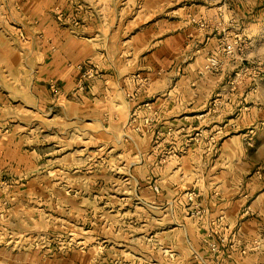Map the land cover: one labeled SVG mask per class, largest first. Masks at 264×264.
<instances>
[{
  "label": "crops",
  "instance_id": "0c3cea01",
  "mask_svg": "<svg viewBox=\"0 0 264 264\" xmlns=\"http://www.w3.org/2000/svg\"><path fill=\"white\" fill-rule=\"evenodd\" d=\"M113 2L23 0L25 18L38 25L26 29L27 38L15 31L9 36L0 32V178H38L46 194L52 189L46 182L49 163L62 165L64 156L77 148L86 151L81 155L86 162L96 151L104 157L115 153L129 163L130 173L141 179L146 175L148 183L166 176L174 180L168 188L161 186V192L148 185L139 189L157 214L162 199L167 201L162 209L181 210L184 190L186 195L200 190L194 202L186 199L185 223L172 218L168 224L163 217L159 223L166 225L156 227L152 238L161 233L174 250L182 243L186 260L205 256L208 248L201 234L206 220L203 214L195 217L194 204L204 214L223 213L226 223H252L247 212L238 215L241 207H236L247 194L221 199L208 188L194 187L205 176L216 180L221 169L216 157L221 144L202 136L209 92L197 79L205 62L200 51L203 46L212 50L216 39L200 20L207 15L214 23L221 7L216 10L208 0H147L149 14H144V0H121L122 9H112ZM58 11L80 22L62 23ZM143 17L150 21H139ZM126 18L132 20L128 26L120 22ZM41 31L44 38L38 35ZM80 66H91L95 76L84 91L75 92ZM51 82L57 92L50 89ZM179 178H186V188L178 186ZM229 211L233 214L225 216ZM195 248L197 256L192 255ZM218 256L227 257L229 264L264 261V252L243 256L236 245Z\"/></svg>",
  "mask_w": 264,
  "mask_h": 264
},
{
  "label": "rangeland",
  "instance_id": "374dc122",
  "mask_svg": "<svg viewBox=\"0 0 264 264\" xmlns=\"http://www.w3.org/2000/svg\"><path fill=\"white\" fill-rule=\"evenodd\" d=\"M115 1L112 9L125 6L121 0ZM146 1L144 14H149ZM22 3L0 0V32L5 36L15 31L19 38H27L26 29L38 25L25 18ZM206 4L216 10L221 7V13L214 23L207 15L200 20L216 38L212 50L203 46L200 51L205 62L197 79L201 89L209 92L201 118L202 136L212 144H221L216 147L221 169L216 180L201 177L194 187L208 188L221 199L237 200L247 194L236 207H241L238 215L247 212L252 223L247 227L226 223L223 213L204 214L194 204L195 217L203 214L206 220L201 242L208 250L205 256L186 260L182 243L174 250L166 246L161 233L153 238L152 233L166 225L159 223L163 217L166 222L181 218L185 223L186 199L194 202L200 190L191 189L187 195L184 190L181 210L162 209L167 202L162 199L157 214L145 204L139 189L148 185L153 192H161V186L168 188L173 179L166 176L148 183L146 175L141 179L132 170L130 173L129 163L115 153L104 157L96 151L86 162L81 156L86 151L76 147L64 156L62 165L48 164L51 175L48 172L46 182L52 189H46V194L40 190L38 178H0V264H229L227 257L218 255L234 245L243 256L264 252V0H208ZM56 14L62 23L80 22L59 11ZM131 21L120 20L127 26ZM139 21L145 24L150 20L143 17ZM38 35L45 36L43 31ZM227 44L233 46L230 55L222 50ZM209 74L214 78H205ZM34 128L38 134L40 129ZM176 182L186 188V178ZM229 214L233 212L225 216Z\"/></svg>",
  "mask_w": 264,
  "mask_h": 264
},
{
  "label": "built area",
  "instance_id": "2783aa9c",
  "mask_svg": "<svg viewBox=\"0 0 264 264\" xmlns=\"http://www.w3.org/2000/svg\"><path fill=\"white\" fill-rule=\"evenodd\" d=\"M222 50H223V53L225 55H230L233 52V46H232V44H227V46L224 47ZM210 61H212L211 62L212 65L215 64L214 60L210 59ZM80 68H81V73H80V76L77 80L75 92L84 91L88 85L89 80L95 76V70L91 66H87L85 68L83 66H80ZM49 87L53 92L58 91V86L54 82H51L49 84ZM154 190L157 192L158 188L156 186H154ZM190 199H192V195H190ZM212 247H213V250H216L218 248L217 244H215V243L212 244Z\"/></svg>",
  "mask_w": 264,
  "mask_h": 264
}]
</instances>
